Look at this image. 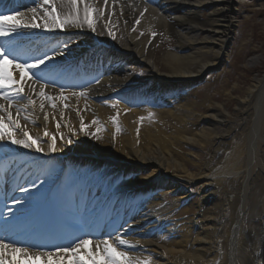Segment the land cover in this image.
<instances>
[{
  "label": "bare ground",
  "instance_id": "obj_1",
  "mask_svg": "<svg viewBox=\"0 0 264 264\" xmlns=\"http://www.w3.org/2000/svg\"><path fill=\"white\" fill-rule=\"evenodd\" d=\"M87 1L78 0V3L86 5ZM90 1L97 5L102 25L99 24L100 27L97 25V30L93 32L83 19L82 25L76 22L67 30L54 31L53 35L57 36V39L66 38L72 41L73 38L77 40L82 36L85 38L79 44L68 48L65 56L56 57V63L88 51L90 57L95 59L94 64L98 71L101 69L100 60L109 56L111 59L105 63L108 66L102 68L104 77L92 89H87L82 98L65 92L64 94L69 97L68 101L61 102L57 99L56 109H52L50 103L45 100L43 111L39 108L40 97L31 93L29 89L32 82L24 83V96L31 95L36 105H29L23 97H16L17 103L10 110L14 118H17L16 109H23L19 113L21 128L41 142L45 152L36 153L32 150L30 155L17 154L24 159L8 169L16 173L14 178L17 183L14 189L9 188L7 191L6 200L3 195L0 197V203L6 204L11 210L19 209V205L14 206V199L25 194L17 189L21 186L30 187L31 182L38 176L51 174L57 169L58 171L51 177L52 180L58 179L68 184L82 181L85 190L90 188L94 193L99 192L97 186L102 187V199L108 193V196H115L116 192L120 193L119 195L126 193L128 198L122 199L130 201L134 208L131 212L111 210L108 213L109 219L102 224L112 223L113 228L102 226L97 234L114 233L109 236L110 242L118 250H127L134 262L264 264V78L246 91V97L238 100L234 113L229 112L221 104L215 107L209 105L210 109H215L199 113L196 111L199 107L197 103L184 101L177 107L172 106L170 110L159 112V124L150 119L148 111L150 108L141 106L139 100L135 106L128 107L108 99L109 96L124 90H131L129 95L139 92L140 98L148 94L149 91L132 87L131 77L124 71L125 64L130 60L150 68L156 73V77L160 78L163 75L166 79L185 83L200 77L207 69L217 66L223 59L229 34L234 27L232 14L237 1L162 0L157 8H148L134 0H108L107 4L104 0ZM106 6L109 8V14L106 13ZM203 9L209 12L207 21L200 18ZM58 13L63 14L61 7ZM92 19L94 21L93 14ZM118 22L124 32V41L119 40L120 34L116 28ZM100 29L107 31L108 35L111 32L116 37L112 39L109 35L110 41L107 43L119 45L117 48L120 52L99 45V41L105 40ZM144 30L163 33L177 39L175 50L163 54L162 61L166 66L163 73L160 72L151 51L157 40L148 46L149 39L139 36L138 31ZM24 33L34 35L33 38L46 35L36 30H27ZM81 33L83 35L78 37ZM50 40L52 39L46 38L42 42ZM95 45L97 46L94 49ZM88 47L92 48L87 49ZM122 59L126 60L124 65L117 63ZM117 71H121V74L117 75ZM14 76L18 79V73L15 71ZM44 91L47 95L54 94L50 89L44 88ZM179 94L184 96V91L176 92L175 95L180 96ZM58 95L59 92L54 97ZM167 102L169 103V100ZM63 103H67L68 107L65 108ZM250 106H253V113H249ZM45 115L49 117L47 121L44 119ZM83 116H88L90 123L95 121L93 125L96 128L102 124L109 131L112 130L109 128L112 123L118 124L124 134L113 144L107 133V144L97 143L95 151L90 140L82 133L81 121L78 119ZM195 116L209 120L208 128L201 132H191L187 126ZM235 121L239 122L236 127L233 126ZM172 122L173 133L161 129L160 123L162 127H168ZM57 123L61 125L59 129L56 127ZM23 131L17 130L18 139L24 138ZM45 131L49 133L47 137L44 136ZM66 132L72 137L71 143L63 140ZM79 132L81 135L77 134ZM53 136L57 140L55 153H52L49 147ZM180 143L195 144L201 148H206L210 144L213 152L210 159L195 171L198 166L186 162L185 155L178 148ZM11 149L16 153L26 151L13 145ZM11 154L13 153L7 151L3 156ZM58 156H62V159H56ZM31 159H38V162L34 164ZM28 161L30 164L28 163L24 170H19L21 163ZM102 161L117 162L121 169L125 170L124 175L129 171L146 170L147 179L140 187L133 189L137 190L135 193H143L150 187L166 184L168 186L166 192H178L179 203L190 195L186 191H181L177 182L197 184L202 195L196 200V209L189 211L191 218L185 228L179 232L165 223L170 221V212L166 205L159 206L153 202L147 206L146 203H142L144 196L137 198L138 204H135L133 198L135 193L132 196V192L122 186H114L117 178L98 181L96 169ZM63 164H70L72 169L61 174L60 168ZM79 164H86L88 167L91 165L92 168L80 172L81 169L77 168ZM21 172H27L26 179L20 175ZM159 173L164 175L160 177ZM4 188L5 186L2 187ZM104 204L107 206V202ZM120 205L121 202L117 203V206ZM106 211L107 207L105 213ZM68 215L69 225L73 220L75 222L81 220L76 214ZM162 224L164 234L158 233L157 230ZM119 239H124L126 244L121 246ZM53 240L66 244L71 239L67 237L63 240ZM92 250L95 251V248L92 247ZM23 264L28 262L24 261ZM32 264L41 262L33 261Z\"/></svg>",
  "mask_w": 264,
  "mask_h": 264
},
{
  "label": "snow or ice",
  "instance_id": "obj_2",
  "mask_svg": "<svg viewBox=\"0 0 264 264\" xmlns=\"http://www.w3.org/2000/svg\"><path fill=\"white\" fill-rule=\"evenodd\" d=\"M107 2L108 0H104L105 4ZM52 3L53 0H33V6L28 9V12H0V41L5 42L0 44V101L5 102L0 103V142L6 141L10 145L19 146L25 150H34L36 153H44L45 149L41 142L21 128L19 113L23 109H16L17 118H14L10 109L17 103L16 97H23L29 105H36V101L31 95L24 96L25 87L23 85L27 81L32 82L29 85L31 93L40 97L39 108L41 111L45 108V100L50 103L52 109H56L55 101L57 99L61 102L68 101L69 97L64 94L63 85L60 86L57 97L47 95L44 88L48 86L49 81L43 76L37 75L38 72L43 73L45 68L53 73L64 71L63 65L56 63V57L67 54L68 43L57 46L50 52H43L32 59L20 60L16 50L20 46L18 41H21L26 34L21 30L51 33L57 30L64 31L66 26L77 22L79 19L78 9L74 17H61L57 15L55 8L51 7ZM72 4L78 5V0H72ZM2 5L3 0H0V6ZM95 11V8L90 9L87 5L84 7L83 19L93 32H95V27L92 13ZM28 13H30V18ZM109 35L112 36V39L116 38L111 32ZM50 61L52 63H49ZM9 65L13 70H9ZM14 71L18 73V79L14 76ZM39 82H42V86L37 93L35 84ZM52 86L55 87L54 82ZM79 94L84 95L83 92ZM72 95L75 96L77 93L72 92ZM63 106L67 108L68 104L63 103ZM44 119L47 121L48 115H45ZM60 126V123L56 124L57 129ZM17 130L23 131L24 138L16 137ZM81 130H86L83 125ZM117 131H120L119 127ZM48 135L49 133L45 131L44 136ZM68 143H71V140H68ZM49 147L52 153L57 151L55 136L52 137ZM17 190L25 194L14 199V206L19 205L20 208L16 212L9 210L6 217L0 215L3 226L7 228L21 227L26 218L44 220L49 226H52L66 214H76L84 220L92 217H96L98 220L105 211V208L102 207L104 201L101 194L98 191L94 193L90 188L85 190L82 181H73L72 184H68L58 179L54 181L50 174H44L32 181L30 187L21 186ZM69 227L73 231L83 230L82 223L73 222ZM110 235H114V233H104L95 244L91 236L78 238L72 243L48 247L47 250L37 251L36 254L30 252L29 248L39 249L43 246H16L12 242H5L4 237H0V264H23L24 261H27L28 264H32L33 261H40L41 264H139L132 260L127 250H118L113 246L109 240ZM119 244L123 246L126 241L119 239ZM90 246L94 247L95 251Z\"/></svg>",
  "mask_w": 264,
  "mask_h": 264
},
{
  "label": "rangeland",
  "instance_id": "obj_3",
  "mask_svg": "<svg viewBox=\"0 0 264 264\" xmlns=\"http://www.w3.org/2000/svg\"><path fill=\"white\" fill-rule=\"evenodd\" d=\"M236 1L233 7L234 14L232 15L235 21V27L229 36L230 40L227 45V50L225 49L224 51L226 56L225 60L229 62L227 64L224 63V68L218 73H213L214 70L212 68L208 69L206 74L192 83V85H198L201 83V80L205 81L201 86H197L193 90L189 98L190 101L199 105V107H195L199 113L214 110L215 108L210 109L208 106L215 107L219 104L224 105L229 112L234 113L237 110L238 100L246 97V91L253 88L264 77V0ZM200 18L203 21H207L209 19L208 12L203 11L200 14ZM159 39L157 47L155 46L152 50V54L159 70L165 72L166 66L162 61L163 54L169 46H175L177 44V39L164 36H159ZM252 110L253 106H250L249 113H253ZM84 118L86 126L85 137L90 140L91 147L97 151V143L102 145L107 144L106 128H96L93 123L89 122L88 116ZM201 119L195 116L192 120L195 124L191 123L192 125H188L191 132H201L208 128V121ZM238 123V121H235L233 126L236 127ZM172 125L174 126V124ZM173 126L168 128L161 126V129L171 134L173 133ZM114 134L118 139L121 137L122 132L115 130ZM65 140H72V137L67 134ZM178 148L185 155L186 162H192L198 166L195 171H198L200 166L210 159L211 152H213L210 144L206 148H201L199 145L185 146L180 143ZM106 163L105 165L109 168V173L117 171V168H114L117 166V162L106 161ZM193 189L195 194H201L197 184L194 185ZM190 207L194 208L195 206L192 205Z\"/></svg>",
  "mask_w": 264,
  "mask_h": 264
}]
</instances>
